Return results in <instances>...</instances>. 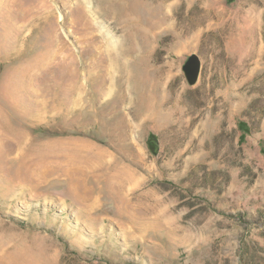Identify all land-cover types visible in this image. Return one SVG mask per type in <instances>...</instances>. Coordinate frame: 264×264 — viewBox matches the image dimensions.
Wrapping results in <instances>:
<instances>
[{"label":"rangeland","instance_id":"obj_1","mask_svg":"<svg viewBox=\"0 0 264 264\" xmlns=\"http://www.w3.org/2000/svg\"><path fill=\"white\" fill-rule=\"evenodd\" d=\"M146 1L167 17L0 0V260L264 264V0ZM57 141L83 147L76 196L22 158Z\"/></svg>","mask_w":264,"mask_h":264},{"label":"bare ground","instance_id":"obj_2","mask_svg":"<svg viewBox=\"0 0 264 264\" xmlns=\"http://www.w3.org/2000/svg\"><path fill=\"white\" fill-rule=\"evenodd\" d=\"M78 3L79 4L77 5L76 10L74 11V20H76V21L79 20L80 11L84 9L83 6H82V4L80 2H78ZM101 6L102 7H100L99 10L97 9L98 12H104L103 15L114 16L116 18V21H118L117 24H121V23H124V22H128V26L133 25L129 21L130 20V16H132V15L136 16L138 22H140V23H141V20L144 19V17L141 14H144V15L149 16V18L152 21H156V22H160V21H162V19H165L167 17L166 12H165V10H166V3H159L157 5L152 6L151 4L147 3L146 0H105V4L104 5H101ZM97 10H96V12H97ZM84 14H86V13L84 12ZM90 26H92V25H90ZM143 36H146V38H147V35L146 34L143 35ZM141 79H142V82H145V79H143L142 77H141ZM146 80H147V78H146ZM1 142H2V140L0 138V143ZM57 142L56 143H49V142L48 143H42V144H38V146L35 145L34 143H31V146L27 149L26 152H24V155H22L23 156L22 158L23 159H27L28 158L27 156L31 153L32 156H33V161L32 162H35L36 163L38 169L41 166L43 168V165L45 163H47L46 161H48V160L51 161V162H53V161L55 162V159L62 160L65 163L63 165H66V166H60L61 172H64V174L67 177V179H66L67 182L66 183H67L68 190L72 193V195L76 196L77 194L75 192V189L77 187H85V182H84L85 179L84 178H81L84 175V174H81V173H83L84 171L81 172L79 169H78V171L77 170L75 171L76 168L75 169L73 168L74 169V171H73L72 169H70V164L71 165L72 164L74 165L75 162L78 163L80 161H83V160H80L79 159L80 157L82 159V157L85 156L83 154V152H84V150L82 149L83 147L80 148V147L76 146V148H78V149H68V148H66V147H64L62 145V143H64V142H58V143ZM2 157H4V154L0 151V158H2ZM34 159H36V160H34ZM88 160L89 161H87V162L91 163L90 162V159H88ZM59 163H61V162H59ZM45 165H47V164H45ZM19 166H20V170L17 171V169H16V173H15V176L16 177H18V178H22L24 176L25 177H28V176L33 175V174H34L33 177L35 176V173H33V171H30V167L27 166L26 162H22L21 165H19ZM80 166H83V164L80 165ZM74 167H75V165H74ZM60 168H57V170H59ZM83 168H84V166H83ZM81 169H82V167H81ZM43 170H44V168H43ZM45 171H47V170H45ZM41 173H42V171H41ZM42 174H44V173H42ZM33 177H29V179H31ZM31 182H33V181H31ZM14 250L16 251V253H14L15 252L14 251V252H12L13 254L9 253V254L5 255L4 256L5 257L4 260H0V264H27L24 261L25 259L23 260V258H21L20 255H22V254H20V255L18 254L19 256H17L18 249L17 250L14 249ZM24 256L25 255H23V257ZM30 264H32V263H30Z\"/></svg>","mask_w":264,"mask_h":264},{"label":"water","instance_id":"obj_3","mask_svg":"<svg viewBox=\"0 0 264 264\" xmlns=\"http://www.w3.org/2000/svg\"><path fill=\"white\" fill-rule=\"evenodd\" d=\"M200 68V60L196 56H193L185 66V72L190 83H195L198 80Z\"/></svg>","mask_w":264,"mask_h":264}]
</instances>
